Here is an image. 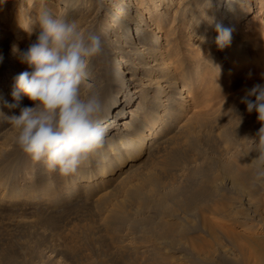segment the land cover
Instances as JSON below:
<instances>
[{
	"label": "rangeland",
	"instance_id": "374dc122",
	"mask_svg": "<svg viewBox=\"0 0 264 264\" xmlns=\"http://www.w3.org/2000/svg\"><path fill=\"white\" fill-rule=\"evenodd\" d=\"M93 1L0 0V28L4 24H7L4 27L6 32L4 34L0 32V35H7L8 37L12 33L16 34L15 37H12L11 43L6 46L5 50L12 47L14 41H18L21 44L18 53L21 54L31 43L36 41L40 32L38 19L42 10H48L58 17H61V14L65 12L61 18L75 21L81 32L90 31L97 25L103 28L109 21L113 20V17L105 10V13L107 12L109 15L103 18L99 24L95 23L94 13L97 11L98 6H95ZM128 1L134 4L135 12H140L143 17L153 23V26L156 23L154 26L155 30L162 36L163 41L161 45L162 52H160L161 54H157V58H160L163 62L165 72L171 75L172 80L178 81L185 91L187 97L184 100H186V103L180 109L182 114L176 118V125L170 133L180 134L179 138L183 141H180L181 144L183 143L186 147L188 146L187 148L190 150L185 153L182 152L184 157L177 158L173 153L172 155H168L167 152L171 150L170 148L167 149L160 141L156 142V145L154 144L150 151L148 150L149 152L141 158L140 163L131 170L129 173L131 177L120 183V186H115V189L114 186L110 187L111 191L115 193L122 190L121 196L129 198H127V203L130 206L147 205L148 207L143 209L140 207V209L145 214L152 216V218L158 217L155 210L159 209V212L163 216L176 220L181 214L178 213L179 215H177L173 213L174 217L169 209L165 210V206L161 204L159 198L153 199L144 191L134 197L132 194L126 192H133L136 186L132 184L138 181L145 182L148 188L151 187L150 189L158 190L157 186L148 182L144 173H140L148 163L150 168H153L160 174L167 175L169 178L176 179V181L182 183L197 184L203 180V177H196L198 174L193 172L194 167L209 161L218 170L220 181H223L219 185L222 186V189H218L219 193L223 195L227 194L233 198V202L230 203L231 210H234L232 211L233 217L238 219L240 217L241 220L256 225L261 230L259 233H252L250 238H247L245 241L250 248L249 252L251 253V250H253L256 254L253 255L257 257L258 261L260 260L259 263L264 264V179L258 180L255 176L257 167L255 141L258 138H254L261 127V123L257 121L255 111L249 113L246 105L241 103V98L245 95L247 89L256 83L264 84V76H262L264 74V0H246V3L251 5V10L249 13L243 14V16H237L233 22V27H228V24L224 23L221 18L224 7H220V0H189L186 2L182 0H113L112 5L116 7L119 3ZM224 1L225 4L230 5L232 3L236 4L238 0ZM68 3L72 6L67 7ZM217 19L219 21L215 22ZM218 23H223L224 27L232 28L231 43L225 46L227 50L218 47L214 43L215 40H212L213 37H217L215 25ZM131 27H136V23H133ZM217 47L220 48L219 52L216 50ZM92 69L95 74L100 72L97 63L93 65ZM115 70L118 71V67ZM249 72L252 74L250 78L248 76ZM0 90H2V87ZM29 105L32 106L31 101ZM161 114H163V117L164 113L161 112ZM146 116L147 118H151L152 114L147 112ZM184 124H188L189 128L187 131L181 132L180 129ZM227 126L232 127V129L226 128ZM235 130L236 132H240V134L236 133ZM208 137L210 140H208ZM210 142L218 145L216 148L220 151L214 150ZM221 147H223L224 151L221 150ZM19 152L20 150H18L16 143H14L7 149L6 156L1 158V161L8 159L9 161L7 162L11 160L12 162L10 169L5 171L4 174L2 173L4 169L3 171L1 169L3 165H0V182H2L0 183L2 184V187L0 186V199H2L4 204L8 203L10 205L0 207L2 213L0 214V240L2 242H12L11 245L14 246V249L11 250L9 248V256L4 257L2 248H0V264H53L52 262L54 261H57V264H103L101 257L103 249L101 250V248L96 246L92 239L93 237H95L97 244L102 245L107 250H112L111 252H114V254L119 251V247H125L131 251L138 250L139 252L137 253L142 254L140 256L141 263L143 264L147 261V253L144 252L146 250L154 249L155 252L158 250L162 253L165 251V254H169L170 252V255L181 254L178 248L169 246L167 249L166 243L156 241L157 237L153 232L144 228L136 217L132 216L127 210L118 208L119 206L110 200L107 208L94 211L97 215L95 223L98 227L100 225L103 226L102 222L104 224L105 215L115 212L114 209L112 210L113 206L117 210L120 209V215L126 220L123 223L124 228L127 229L122 234L125 238L122 242L117 240L116 243H111L109 237L118 238L120 235L109 234L101 229L99 231L98 228L90 230L84 227L83 222H80V225H74L73 222H67V226L65 225L66 222H59L53 225L56 220L54 218L46 223H40L39 220L41 218L39 219L35 213L21 211L40 207V204L37 205V201L40 198L28 196L26 188L29 187L31 188L30 190L33 189V192L37 193L39 185L43 184V180L46 177L51 180L55 188H58L63 186L62 182L68 180L69 177L63 176L64 178L60 184L57 173L49 174L48 171H45L42 163H34L23 152L21 154ZM190 155L194 158L196 157L194 163H188L189 161L186 160ZM217 155H219V158ZM235 159H246L248 163L246 171L249 173H247V176L251 174L248 176L251 183L250 190L249 188L248 190L247 188L243 189L241 186L227 189L226 185H224L227 179L230 178L226 173V166L228 163L234 162ZM192 165L194 166L192 167ZM191 174L196 178H192ZM95 178L96 176L84 179L85 181H94ZM252 178H255L257 181ZM72 182H74L73 179ZM158 191L160 192V190ZM248 191L253 192V194L250 195ZM255 192L256 194H254ZM92 195L81 197L78 200V208L80 204V207H83L85 203L93 206L97 196L93 197ZM141 197L144 201L141 200ZM161 198L165 200L167 197L163 196ZM65 207L67 205L60 206L55 210L64 213ZM66 213L69 214V211ZM9 226L14 229V236L9 233V229H7ZM135 227L137 232L134 231ZM1 231L8 232V239L2 237ZM148 233L151 234L148 235ZM103 235L108 236V248L103 243ZM222 240L224 241V246L218 245V252L221 255L226 252L223 256L227 255L226 260L228 264H244L242 252L233 246L228 238L222 237ZM161 246L162 248H160ZM164 246L166 247L164 248ZM252 246L254 247L253 249ZM74 249L75 252H73ZM116 250L118 251L116 252ZM184 258L174 259V263L172 262V264L188 260V258ZM126 260V258L123 259L122 263L125 264L127 262L126 264H129V260ZM212 262L213 260H204L202 262L200 260H193L191 264H215Z\"/></svg>",
	"mask_w": 264,
	"mask_h": 264
},
{
	"label": "bare ground",
	"instance_id": "6f19581e",
	"mask_svg": "<svg viewBox=\"0 0 264 264\" xmlns=\"http://www.w3.org/2000/svg\"><path fill=\"white\" fill-rule=\"evenodd\" d=\"M112 1L113 0L93 1V4L98 6L97 11L94 13L95 23L99 24L103 18H106L109 14L113 17V20L104 25L103 28L97 25L91 29L100 37L103 45V52L100 56L93 58L90 67V77L82 85V94L87 95L89 91H95L99 93L102 99L104 110L101 115V121L107 132L106 145L103 149L90 156L89 160L79 168L75 175L69 176L68 180L65 179L66 181L62 182L63 186L55 188L51 180L47 177L43 180V184L39 185L37 193L33 192V189L30 190L31 188H26L25 186L27 192L25 193L28 194V196L40 198V200H35H38L37 205L40 204L39 206L41 208L25 209L21 211L35 213L39 219L41 218L39 221L42 224L55 218L56 220L53 225L59 222H66V226L68 225L67 222L80 225V222H83L84 227L90 230L98 228L99 231L101 229L109 234L113 233L114 235L116 234V236L119 234L120 237L118 238L113 236L115 239L109 237L111 243H116L117 240L119 242L125 240L122 234L124 230H127L123 225L126 220L122 218L119 210H127L141 222L144 228L149 229L150 232L156 235V241L166 243L167 249L169 246L178 248L181 253L178 255H170V252L169 254H165L164 250L163 253L158 250L155 252L154 249L143 250L147 253V261L145 264H172L174 259L176 260L184 257L188 258V260L185 262L179 261L180 263L178 264H191L193 260H200L201 262L204 260H213L215 264H228L226 260L227 255L223 256L226 252L223 255L218 252L217 246H224L223 240L225 239L223 238L222 240V237L228 238L229 242L242 252L244 264H251L252 261V264H260V260L258 261L257 257H255L256 254L253 250H251V253L249 252L250 248L245 240L250 238L252 233H259L261 230L256 225L241 220L240 217L239 219L233 217L234 214L232 211L234 210H231L230 205V203L233 202V198L227 194L223 195L219 193L218 189H222V186L219 185H221L223 181H220L218 170H216L215 166L210 164L209 161L194 167L193 172L198 174L196 175L194 173V175H196V177H203V180L197 184L182 183L176 181V179L169 178L167 175L160 174L153 168H150L149 163L143 167L140 173H144L148 182L157 186L160 192L153 188L150 189L151 187L148 188L145 182L138 181L133 184L131 183L133 186H136V189L133 190V192L129 191L126 193L132 194L134 197L144 191L153 199L159 198L161 204L165 206V210L169 209L172 215L173 213L177 215H179L178 213L181 214L176 220L163 216V214L159 212V209L155 210L158 217L152 218V216L145 214L142 210L148 207L147 205L130 206L127 203L129 198L127 197V199L125 198L126 196H121L122 190L115 193L111 191L110 187L114 186L115 189V186H120V183L131 177V175H129L131 170L140 163L141 158L150 151L156 142L160 141L167 149L170 148L171 150L167 152L168 155H172L173 153L177 158L184 157L182 152L185 153L190 150L187 148L188 146L186 147L183 143L181 144L180 141L182 140L179 138L180 134L170 133L176 125V118L180 117L182 114L180 109L186 103L184 98L187 96L179 82L172 80L171 75L165 72V67L161 59L157 58V54L162 52L161 45L163 41L162 36L155 30L154 26L156 23L153 26V23L143 17L140 12H135L134 4L130 1L123 2L124 4L121 2V4L119 3L116 7L112 5ZM182 1L186 2L189 0ZM220 3V7H224L222 17H220L223 19L224 23L228 24V27L234 25L233 22L237 16H243V14L249 13L251 10V5L246 3V0H238L236 4L232 3L230 5L225 4L224 0H220ZM71 6L70 3L67 4V7ZM105 10L108 11L109 14L107 12L106 14ZM64 13L65 12L61 14V17ZM217 21L219 20H215V22ZM133 23H136V27H131ZM6 26L7 24H4L2 28H0L1 34L6 32V29H4ZM15 36V33L8 35V37L7 35H0V88L2 87V90H0V114L4 116L19 114V107L11 108L8 106L17 104V101L12 95L15 90V78L22 72L31 71L27 63L21 60V54L18 53L21 44L18 41H14L12 47L5 50L6 46L11 43L12 37ZM212 40H215L214 43H216V38L213 37ZM226 48L223 47L222 49L227 50ZM216 50L219 52L220 48L217 47ZM95 63L98 64V70H100L97 74H95L92 69ZM117 67L118 71L115 70ZM18 103L20 107L30 106V100L22 94ZM147 112L152 114L151 118H147ZM161 112L164 113L163 117ZM3 115H0V165L4 166L1 168L2 171L4 169L2 172L4 174L5 171L10 169L12 160L10 162H7L9 161L8 159L1 161V158L6 156L7 149L15 143L16 134ZM188 128L189 125L184 124L180 130L181 132H185ZM226 128L232 129V127L230 128L228 126ZM206 133L204 134L206 135ZM236 133L240 134V132ZM213 139L215 138L213 137ZM208 140H210V138ZM216 142L218 141L216 140ZM210 144L212 148L218 152L219 149L216 148L218 145L211 142ZM222 148L223 147H221V150L224 151ZM18 150L20 149L18 148ZM21 153L22 151L20 150L19 154ZM217 156L219 158V155ZM195 158L190 155L186 160L189 161L188 163H194ZM194 165H192V167ZM227 166L226 173L230 178H228L229 180L227 179L226 184L224 183V185H226L225 187L229 189L230 187L235 188L236 186H241L243 189L247 188L248 190L249 188L250 190L251 183L249 182L248 176L251 174L247 176L248 171H246V169H248V163L246 159H235L234 162L231 164L228 163ZM45 171L47 170L45 169ZM194 175L191 174L192 178H196ZM95 176L96 178L94 181H85L84 179H90ZM57 177L61 184V180L64 177L59 174H57ZM72 179L74 182H72ZM252 179L256 180L255 178ZM0 186L2 187V184H0ZM257 186L255 187L257 188ZM249 194L251 195L253 192ZM254 194H256V192ZM85 195L97 196V198L93 206H89V204L87 205L85 203L83 207H80V204L78 208V200ZM163 196L167 198L163 200L161 198ZM109 200L112 202L114 201V204L118 205L120 209L117 210L115 206H113L112 210L114 209L115 212L106 214L104 217V224L102 222L103 226L100 225L98 227L95 223L97 215L94 211L107 208ZM141 200L144 201L142 197ZM257 201L255 202L257 203ZM63 205H67V207H65L66 210L64 209V213L55 210ZM1 206L10 205L8 203L4 204L2 199H0V207ZM140 207L142 209H140ZM68 211L69 214L66 213ZM0 214H2L1 211ZM131 219L133 220V218ZM119 223L121 224L120 226ZM7 229H9V233L14 236V229L11 226ZM134 231L137 232L136 227ZM100 233L99 235H101ZM149 234L151 233H148V235ZM1 235L4 239H8V232L1 231ZM140 235L142 236V234ZM107 237L106 235L102 236L106 248H108ZM92 239L98 248H101V250L103 249L102 252L100 251L102 253L101 257L103 264H123L122 261L125 258L127 259L126 261L129 260V264H143L141 263L142 254L137 253L139 252L138 250L131 251L125 247H119V251L116 250V252H118L114 254V252H111L112 250H107L103 248L102 245L97 244L95 237ZM11 244L12 242L10 241L2 242L0 240V248H2L4 257L7 255L9 256V248H11V250L14 249V246ZM166 246H164V248ZM160 248H162V246ZM253 248L252 246V249ZM13 252L15 253L14 250ZM73 252H75V249ZM52 263L57 264L58 262L54 261Z\"/></svg>",
	"mask_w": 264,
	"mask_h": 264
},
{
	"label": "clouds",
	"instance_id": "9594fccd",
	"mask_svg": "<svg viewBox=\"0 0 264 264\" xmlns=\"http://www.w3.org/2000/svg\"><path fill=\"white\" fill-rule=\"evenodd\" d=\"M38 25L36 41L21 52V60L31 71L15 78L12 95L17 104L8 105L19 107V114L0 115L15 131V143L26 156L34 163H42L49 173L69 177L106 145L102 99L95 91L82 94V85L90 77L91 62L102 54L103 45L94 31L81 32L75 21L48 10H42ZM215 31L218 47L231 43L230 28L218 23ZM251 75L249 72V78ZM21 94L32 106H19ZM241 103L249 113L255 111L261 123L254 137L258 138L256 178L261 180L264 179V84L256 83L247 89Z\"/></svg>",
	"mask_w": 264,
	"mask_h": 264
}]
</instances>
